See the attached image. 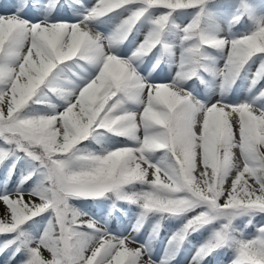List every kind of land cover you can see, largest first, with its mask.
Wrapping results in <instances>:
<instances>
[{"label": "snow or ice", "instance_id": "obj_1", "mask_svg": "<svg viewBox=\"0 0 264 264\" xmlns=\"http://www.w3.org/2000/svg\"><path fill=\"white\" fill-rule=\"evenodd\" d=\"M185 259L264 264V0H0V264Z\"/></svg>", "mask_w": 264, "mask_h": 264}, {"label": "rangeland", "instance_id": "obj_2", "mask_svg": "<svg viewBox=\"0 0 264 264\" xmlns=\"http://www.w3.org/2000/svg\"><path fill=\"white\" fill-rule=\"evenodd\" d=\"M149 228H150V224L149 225H145V229L143 231L144 238H147V232H148ZM172 230H174V229H172V228L169 229V232L159 239L158 244L157 245H153L157 256H163L164 255V248L167 245L168 237L171 234ZM180 259H181V257H177V260H180ZM173 264H176V262H173ZM184 264H187V260L186 259L184 260Z\"/></svg>", "mask_w": 264, "mask_h": 264}, {"label": "trees", "instance_id": "obj_3", "mask_svg": "<svg viewBox=\"0 0 264 264\" xmlns=\"http://www.w3.org/2000/svg\"><path fill=\"white\" fill-rule=\"evenodd\" d=\"M133 211H135V209H133ZM177 226H178V224L176 221H165V226H164V228H162L160 230L159 237L153 241V245H156L158 243L159 239L169 232V229H171V228L174 229ZM191 239L193 240V242H195L197 239V236L194 235L193 237H191Z\"/></svg>", "mask_w": 264, "mask_h": 264}]
</instances>
